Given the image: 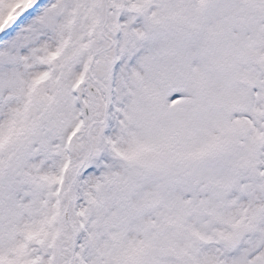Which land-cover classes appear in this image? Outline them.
<instances>
[{
    "label": "snow or ice",
    "instance_id": "6c2138e0",
    "mask_svg": "<svg viewBox=\"0 0 264 264\" xmlns=\"http://www.w3.org/2000/svg\"><path fill=\"white\" fill-rule=\"evenodd\" d=\"M0 264H264V0H0Z\"/></svg>",
    "mask_w": 264,
    "mask_h": 264
}]
</instances>
